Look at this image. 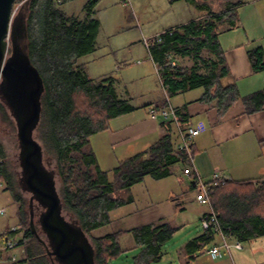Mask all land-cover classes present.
Masks as SVG:
<instances>
[{
  "label": "trees",
  "instance_id": "1",
  "mask_svg": "<svg viewBox=\"0 0 264 264\" xmlns=\"http://www.w3.org/2000/svg\"><path fill=\"white\" fill-rule=\"evenodd\" d=\"M69 1L72 0H61L62 3ZM21 2L15 17L24 19L25 47L44 81L40 135L47 152L55 155L59 162L64 183L63 211L87 234L93 233L112 221L110 213L113 210L132 202V199L116 196L117 191L130 190L147 176L157 180L170 177L176 165H183L184 170L185 166L192 165V160L188 151L178 146L180 133L175 121L161 119L165 134L149 149L122 160L114 168L116 181H111L108 171L99 167L96 153L89 145L90 138L109 130L112 119L133 112L137 107L120 96L113 76L92 79L85 65L79 63L97 48L100 21L94 17L96 0H90L85 7L83 19L68 15L58 7L56 0H17L14 6ZM231 16L224 11L210 13L164 31L162 42L152 44L150 55L159 67L167 98L204 88L199 101L214 105L219 118L239 99L248 114L264 108V90L241 97L236 85L223 86L220 82L229 74V69L219 35L222 24ZM169 55L175 59L188 58L193 64L183 66L176 61L173 65ZM249 55L254 71H264L263 48L253 49ZM202 67L206 72L201 71ZM166 105L167 100L153 107ZM187 105L175 107L184 130L191 126ZM193 148L192 143V156L195 154ZM5 155L0 143V182H5L6 189L20 203L18 220L25 230L23 238L18 240L19 246L31 242L39 244L40 250L27 246L25 251L30 264H36L35 260L47 259L48 253L30 227L31 215L28 216L25 210L21 194L14 190L15 182L7 169ZM209 192L222 229L230 240L245 244L264 237V180H228L224 184L210 185ZM178 229L168 223L151 222L96 237V262L112 264L124 251L120 246L121 236L132 232L139 252L131 264H156L162 260L164 246ZM217 235L214 230H203L199 237L188 241L187 251L195 256L216 241ZM2 237L5 238L3 234ZM27 259L25 262L29 264ZM49 263L41 261L37 264Z\"/></svg>",
  "mask_w": 264,
  "mask_h": 264
},
{
  "label": "rangeland",
  "instance_id": "2",
  "mask_svg": "<svg viewBox=\"0 0 264 264\" xmlns=\"http://www.w3.org/2000/svg\"><path fill=\"white\" fill-rule=\"evenodd\" d=\"M228 1L196 0V4L191 5L186 4L185 0H96L93 9L95 11L94 17L100 21L97 48L93 53L79 60V63L85 65V70L92 79L99 80L113 76L120 96L128 98L131 104L137 106V110L132 112L133 114L112 119L110 130L131 124L133 120L143 119L142 117H146L148 103L153 102L155 104L162 100L164 102L169 97L151 58L146 40L152 38L163 28L173 25L176 20H189L191 17L227 8L229 6ZM56 2L58 7L68 15L83 19L86 17L85 7L89 5L90 0H72L67 3L56 0ZM21 4L22 2L18 3V6ZM182 63L191 66L193 61L185 59ZM202 68L201 71L206 72L204 67ZM202 91L201 88H198L177 94L170 98V102L175 107L176 104L195 100L200 97ZM3 103L0 99V143L3 145L6 154V166L13 176L14 190L16 193H20L24 200V207L28 216L31 215V212L34 214L39 234L45 238L37 223L41 212L30 207L32 194L24 191L20 185L22 167L19 158L21 149L17 121L11 110ZM200 103H194L191 106L190 122L195 128L200 129L199 138L206 137L208 145L218 146L217 143L220 141L215 142L214 139L218 137L217 132L220 133V128H218L220 126L215 125V119L211 113L204 110L207 108L206 105L203 108ZM239 103H242L241 99ZM235 109L237 108H232L231 111L235 112ZM229 133L231 131L220 134L223 145L229 144L232 135L224 137L225 134ZM40 134V126H38L35 136L43 144ZM106 135H108L107 131L93 135L89 145L97 154L99 167L108 171L111 181H116L114 168L122 160L149 149L160 138L157 133H151L133 143L117 146L111 144ZM179 143H181V139ZM44 162L50 170L54 171L57 188L61 195L64 183L56 156L48 153L45 149ZM204 181L207 182L209 179H204ZM6 187L5 182L1 181L0 207L6 209V214L0 215V264H26L27 255L24 252L27 251V246L33 250L39 249L40 246L36 242H31L28 245L17 246L13 250L5 249L6 240L1 234L8 228L18 225L17 240L22 239L25 233L18 220L20 203L15 200L12 192ZM197 193V189L191 187V177L183 173V165H176L174 174L167 178L157 180L147 176L144 181L136 184L130 190L116 192V196H121L127 200L132 199V202L113 210L110 213L112 221L93 233H89L88 237L95 247L94 239L96 237H102L120 230L133 229L151 222L168 223L179 229L164 246L165 254L162 260L156 264H213L217 260H212L207 254L208 246L190 263L183 260L185 243L203 232L200 222L202 212L210 210L208 205L197 200ZM120 246L124 251L112 264H131L133 257L139 252V249L135 247V238L132 232H127L121 236ZM13 255L17 256L16 261H11ZM27 260L30 264L31 261ZM41 261L50 262L48 257L47 259L44 257L35 260L34 263H41ZM96 264L98 263L96 262Z\"/></svg>",
  "mask_w": 264,
  "mask_h": 264
},
{
  "label": "crops",
  "instance_id": "3",
  "mask_svg": "<svg viewBox=\"0 0 264 264\" xmlns=\"http://www.w3.org/2000/svg\"><path fill=\"white\" fill-rule=\"evenodd\" d=\"M185 2L191 5L196 4V0H185ZM228 3L229 6L227 8L211 12L221 13L224 11L232 15L230 20L228 19L226 23L222 24L219 35L225 63L229 69V74L221 78L220 82L223 86L236 85L240 96L245 97L264 90V71H254L249 55L251 50L258 47H262L264 50V0H230ZM207 15H210V13L191 17L189 20H176L173 25L163 28L156 35ZM185 59L188 58L177 57L175 59L172 56V60H170L177 61L178 64L183 66H188L182 63ZM201 89L203 91L200 97L204 93V88ZM121 97L128 99L124 96ZM200 97L182 104H176V106L187 103L188 111L191 114V106L194 103H200ZM239 100L221 118H219L217 108L214 105L200 103L203 108L206 105L205 107L207 108L204 110H208L215 119V125L220 126L218 127L220 128V133L217 132L218 137L214 139L215 142L220 141V143H217L218 146L214 144L208 145L206 137L199 138L201 133L193 138L192 143L195 152L193 163L203 179L211 181L215 174H220L228 180L254 182L264 180V108L256 113L248 114L245 112L243 101L239 103ZM164 102L162 100L157 102V104H163ZM155 104L153 102L148 103L146 117H142L143 119L133 120L131 124L120 126L113 130L109 128L107 130L108 135H106L108 141L117 146H124L151 133H157L161 138L166 132L160 124L162 118L153 119L150 115V109ZM235 107L237 108L235 112L231 111ZM191 126L194 127L193 124ZM252 127L254 128L253 130ZM226 131H231V133L225 134L224 137L231 134L232 138L230 139L231 141L229 140L228 145H223L220 134ZM191 187L193 189L196 188L193 178H191ZM206 211L204 210L202 214ZM202 233L192 239L199 237ZM188 241L184 245L185 255L183 260L190 263L191 260L197 258L201 251L197 252L195 256H191L186 248ZM219 242L220 237L217 235L216 241L212 242L208 247L210 248L214 243ZM243 245L244 249H234L231 254L228 253L221 259H214L208 252L207 254L212 260H217L213 264H264V237L256 238Z\"/></svg>",
  "mask_w": 264,
  "mask_h": 264
},
{
  "label": "water",
  "instance_id": "4",
  "mask_svg": "<svg viewBox=\"0 0 264 264\" xmlns=\"http://www.w3.org/2000/svg\"><path fill=\"white\" fill-rule=\"evenodd\" d=\"M16 1L0 0V99L17 121L20 185L32 194L30 207L36 200L43 208L37 222L48 238L47 253L54 255L59 264H96L95 247L88 234L65 216L55 173L45 165L44 146L35 136L45 87L25 47L26 29L24 19L15 17ZM34 217L31 212L30 227L40 238Z\"/></svg>",
  "mask_w": 264,
  "mask_h": 264
},
{
  "label": "built area",
  "instance_id": "5",
  "mask_svg": "<svg viewBox=\"0 0 264 264\" xmlns=\"http://www.w3.org/2000/svg\"><path fill=\"white\" fill-rule=\"evenodd\" d=\"M19 8L18 4L14 6V11L16 12ZM162 34L160 33L156 36H153L152 38L146 40V45L148 47L149 53L151 52V46L153 43H160L162 42ZM169 59L172 60V56H168ZM154 62V61H153ZM173 65L176 64L175 61H171ZM155 63V62H154ZM155 66L159 72V67L155 63ZM150 115L153 119L162 118L164 120H174L179 133H180V139L181 143H179V148L185 149L190 154L192 165H188L184 168L183 173L185 175H188L189 177L193 178L196 189L198 191L197 193V200L201 203L208 205L210 210L206 213H204L200 219L201 226L203 230H214L217 232V234L220 237L219 243H214L207 252L214 258L219 259L223 258L226 254H231L234 249L242 250L244 249L243 243H241L238 240H230L231 237L228 236L222 229L221 223L218 218V213L215 211L212 203V198L210 196L209 192V186L210 185H218L220 183L224 184L226 181H228L227 178L223 177L220 174H215L213 178L211 179V183L208 181H204L201 174L198 172L196 167L193 163V156L191 154V145L193 142V138L200 134V129L195 127H188L187 130H184L182 127V124L179 120V117L177 115L175 107L171 104L170 99L167 98V105L163 107H151L150 109ZM6 214V209L3 207H0V215ZM18 225L12 226L10 229L8 228L3 235L5 236L6 250H13L17 246H19V241L16 239L17 235L19 234L18 231ZM2 235V234H1ZM17 256L13 255L11 257V261H16Z\"/></svg>",
  "mask_w": 264,
  "mask_h": 264
},
{
  "label": "flooded vegetation",
  "instance_id": "6",
  "mask_svg": "<svg viewBox=\"0 0 264 264\" xmlns=\"http://www.w3.org/2000/svg\"><path fill=\"white\" fill-rule=\"evenodd\" d=\"M31 197H32V195H31ZM31 197H30V200H31ZM33 209H34L35 211H37V210L40 211V212L43 211L42 206L39 205V203H38L36 200L34 201ZM37 223H38V222H37ZM38 226H39V230H40L41 228H40V224H39V223H38ZM43 234H44V233H43ZM44 236H45V234H44ZM36 237H37V236H36ZM37 239H38L40 242L43 243V245H44V247H45V249H46V245L49 244L47 236H45V238H42V237L40 236V238L37 237ZM50 249H51V248H50ZM46 251H47V250H46ZM48 257H49L50 261L52 262V264H59V262H57V261L55 260V256H54V255H49V254H48ZM95 261H96V258H95Z\"/></svg>",
  "mask_w": 264,
  "mask_h": 264
}]
</instances>
